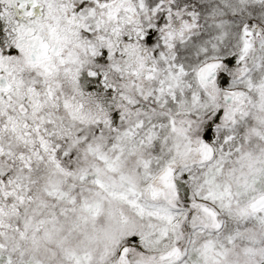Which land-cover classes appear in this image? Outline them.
<instances>
[{"label":"snow or ice","instance_id":"snow-or-ice-1","mask_svg":"<svg viewBox=\"0 0 264 264\" xmlns=\"http://www.w3.org/2000/svg\"><path fill=\"white\" fill-rule=\"evenodd\" d=\"M0 264H264V0H0Z\"/></svg>","mask_w":264,"mask_h":264}]
</instances>
